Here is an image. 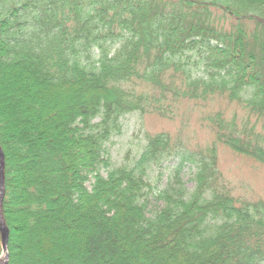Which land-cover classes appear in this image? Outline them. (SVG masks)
Here are the masks:
<instances>
[{"label":"trees","instance_id":"1","mask_svg":"<svg viewBox=\"0 0 264 264\" xmlns=\"http://www.w3.org/2000/svg\"><path fill=\"white\" fill-rule=\"evenodd\" d=\"M214 98L244 116H205L210 146L161 132L112 165L124 116ZM263 122L264 0H0L8 264H264V201L215 175L217 146L264 165ZM171 157L178 187L150 213L147 171Z\"/></svg>","mask_w":264,"mask_h":264},{"label":"rangeland","instance_id":"2","mask_svg":"<svg viewBox=\"0 0 264 264\" xmlns=\"http://www.w3.org/2000/svg\"><path fill=\"white\" fill-rule=\"evenodd\" d=\"M173 115L166 119L157 115L132 113L121 119V133L109 138L106 151L113 166L133 165L146 144L147 136L166 132L171 135L175 147L187 148L191 153H198L213 143V134L203 118L217 111L225 115L244 116L243 111L225 99L214 98L204 104L182 102L172 109ZM254 123V120H252ZM264 127V122L261 124ZM264 130V128H263ZM182 144V145H181ZM217 165L215 175L220 187L228 189L231 196L241 202L264 201V165L248 158L236 155L222 146H217ZM178 159L171 157L160 166L148 169L147 182L151 191L147 195V208L150 213L157 211L162 202L156 197L162 191H174L178 187L174 181L173 170ZM195 167L188 164L178 176L184 191L194 188ZM1 240H0V256Z\"/></svg>","mask_w":264,"mask_h":264},{"label":"water","instance_id":"3","mask_svg":"<svg viewBox=\"0 0 264 264\" xmlns=\"http://www.w3.org/2000/svg\"><path fill=\"white\" fill-rule=\"evenodd\" d=\"M4 155L0 147V240H1V251L2 256L0 258V264H8V240L9 231L2 215V203L4 199Z\"/></svg>","mask_w":264,"mask_h":264}]
</instances>
